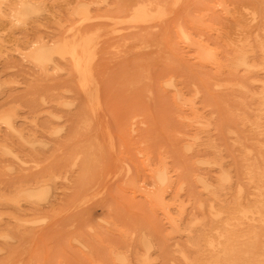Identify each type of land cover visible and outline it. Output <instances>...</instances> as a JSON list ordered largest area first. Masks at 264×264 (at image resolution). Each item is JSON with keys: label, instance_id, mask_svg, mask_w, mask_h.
<instances>
[{"label": "rangeland", "instance_id": "obj_1", "mask_svg": "<svg viewBox=\"0 0 264 264\" xmlns=\"http://www.w3.org/2000/svg\"><path fill=\"white\" fill-rule=\"evenodd\" d=\"M12 1L0 0V264H189L185 228L250 205L247 172L264 171V0H17L21 13ZM149 1L164 18L133 20Z\"/></svg>", "mask_w": 264, "mask_h": 264}, {"label": "bare ground", "instance_id": "obj_2", "mask_svg": "<svg viewBox=\"0 0 264 264\" xmlns=\"http://www.w3.org/2000/svg\"><path fill=\"white\" fill-rule=\"evenodd\" d=\"M16 4H18L17 0H13L12 3L7 5V9L19 13L20 9L15 10ZM4 11H1V13ZM135 12L137 13H133L132 19L141 23L154 21L165 16L160 5H153L152 1L142 3ZM91 37L78 38L79 41L76 47H80ZM32 57L35 58L34 55ZM238 64L247 69L255 67L247 61L246 55H242ZM261 66L264 69V57ZM73 68L78 74V89L88 98L89 103L94 102L99 97L100 88L96 78H94L92 69L79 55L74 56ZM168 173L169 171L166 168V170H162L156 175L159 187L154 194V198L163 207L167 206L165 203L166 187L168 188L172 182V177ZM247 173L250 183L254 185L257 191L253 202L243 207L242 210H237L240 205L239 201H229L224 206L226 209L223 212H216L211 209L210 212L214 215L215 220L213 218L210 222L194 220L192 225L185 228L191 236L188 246L195 252V256L190 257L181 248L177 250L185 263L264 264V171L257 173L250 169ZM203 184L210 189L206 183ZM225 186H228V184ZM237 199L241 200V197L239 196ZM199 207L202 208V206ZM223 213L227 215L225 218L222 216ZM170 220L177 229H180L179 224H176L173 219ZM193 231L196 232L197 236L191 234Z\"/></svg>", "mask_w": 264, "mask_h": 264}]
</instances>
